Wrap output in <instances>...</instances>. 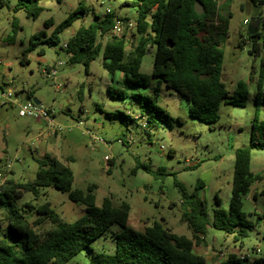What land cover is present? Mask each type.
<instances>
[{
    "label": "rangeland",
    "instance_id": "374dc122",
    "mask_svg": "<svg viewBox=\"0 0 264 264\" xmlns=\"http://www.w3.org/2000/svg\"><path fill=\"white\" fill-rule=\"evenodd\" d=\"M124 1L38 0L41 12L35 19L23 10H14L19 0H6L0 7V88L14 90L23 102L27 101V95L30 100L36 99L54 113L55 123L64 128L57 137H43L47 134L43 122L19 118L15 106L0 105V165L11 162L2 192L31 183L38 169L36 159L58 152L60 162L72 172L73 190L85 192L88 185L96 186L97 207L104 198H110L115 207L126 203L130 207L128 225L132 229L143 232L157 222L176 235L191 238L183 220L184 207L176 183L204 202L209 219L215 209L228 211L235 151L248 146L254 119L264 122V103H257L255 97L256 83L263 73L264 99L263 24L259 25L261 37L255 44L249 37V23L257 15L264 16V4L217 0L220 13L228 21L227 37L221 46V81L227 97L234 94L238 82L246 85L244 106L223 102L217 122L205 125L188 116L189 103L183 96L161 85L154 104L172 121L168 124L160 115V119L154 118L149 124L147 111L133 95L147 97L155 93L157 82L151 76L154 48L147 49L139 70L149 79L147 87L129 86L122 74L107 72L102 66V50L85 66L69 64L59 49L79 27L103 18L107 11L116 18L135 22L136 8L124 5ZM78 9L83 14L60 35L59 46L38 44L28 53V63H21L22 53L33 35L40 31L49 35L54 26ZM48 20L54 25L45 29L44 22ZM245 20L249 22L247 25H243ZM108 39L99 38L98 43L103 47ZM44 66H56L54 84L58 89L42 76ZM113 91H121L124 97H114ZM117 113L133 121L125 123L121 116H111ZM85 130L106 144L93 143L83 134ZM249 172L258 177L242 198V212L251 228L238 241L234 235L212 229L204 238L200 237L194 242V251L208 263L222 262L230 254L246 257L250 262L264 258V150H251ZM14 192L20 194L14 201L17 208L26 211L25 205L49 203L65 223H72L85 213L83 206L69 201L65 193L52 187L39 188L36 194L18 188ZM36 218L30 213L26 215L29 223ZM6 225L4 213L0 212V233ZM53 228L54 224L45 221L33 229L42 236ZM119 232L118 226H111L91 244L92 253L113 254V235ZM92 253L83 250L66 264H89Z\"/></svg>",
    "mask_w": 264,
    "mask_h": 264
},
{
    "label": "trees",
    "instance_id": "16d2710c",
    "mask_svg": "<svg viewBox=\"0 0 264 264\" xmlns=\"http://www.w3.org/2000/svg\"><path fill=\"white\" fill-rule=\"evenodd\" d=\"M249 1L264 4V0ZM195 2L203 8L201 15L193 10ZM5 4L6 0H0V7ZM37 4L38 0H19L14 10H23L35 19L41 12ZM124 5L136 8V46L126 51L122 41L109 38L102 47L98 39L111 28L114 19L111 14L105 15L87 26L79 27L67 40L66 48H59L67 56L69 64L88 66L102 50V66L107 72L123 74L129 86L147 87L149 79L139 70L147 49L154 48L151 76L157 82L155 93L147 97L133 95L139 106L147 111L149 124L153 123L154 118L160 119V115L168 124L172 121L154 104L161 85L183 96L189 103L188 116L205 125L217 122V112L223 102L244 106L246 85L238 82L234 94L227 97L221 81V46L227 37L228 21L220 13L217 0H126ZM82 14L79 9L70 13L54 26L49 35L44 31L33 35L22 53L21 63H28V53L38 44L59 46L60 35ZM255 19H259L264 26V16L257 15ZM53 25L51 20L44 22L45 29ZM249 37L255 44L261 37L259 27L256 31L250 30ZM262 86L263 73L256 83L257 103H264L261 97ZM113 93L114 97H124L121 91ZM27 98L30 100L31 97L27 95ZM111 116H121L125 123L133 121L121 113ZM251 150H264V122L258 123L257 118L251 126L248 146L236 150L234 154L229 209L213 210L211 219L204 202L195 193H188L184 186L176 183L184 207L183 220L191 232V238L176 235L157 222L146 227L143 232L132 229L128 225V204L122 203L115 207L110 198H104L101 206L97 207L94 196L96 186L88 185L85 192L73 190L71 170L51 155L45 154L36 159L38 169L31 183L9 187L0 193V212L4 213L7 221L5 231L0 233V264H66L83 250L92 253L91 244L113 225L120 229L119 233L113 235V254L92 253L89 264H264V258L250 262L234 254L228 255L221 263H208L203 256L193 251L194 244L211 229L228 236L234 235L235 241L247 236L246 230L251 228V224L242 212V198L258 180L249 172ZM47 187L65 193L69 201L83 206L84 215L72 223H65L50 208L49 203L25 205L26 211L15 206V198L20 194L15 193L14 188L36 194L39 188ZM216 204L219 205L218 200ZM29 213L37 217L32 223L26 219ZM45 221L54 224V228L41 236L33 228Z\"/></svg>",
    "mask_w": 264,
    "mask_h": 264
},
{
    "label": "built area",
    "instance_id": "2783aa9c",
    "mask_svg": "<svg viewBox=\"0 0 264 264\" xmlns=\"http://www.w3.org/2000/svg\"><path fill=\"white\" fill-rule=\"evenodd\" d=\"M110 12L107 11L106 15H109ZM249 22L245 20L243 25H247ZM116 38L123 42L126 49H131L133 46H136L138 34H137V23L122 20L114 17L113 24L111 28L106 32L103 37ZM63 48H66V43L63 44ZM70 56V55H68ZM60 66V64H59ZM41 74L46 80H50L53 82L54 88L58 89L59 87L55 85V81L57 79V68L56 66H44L41 68ZM0 105L1 106H15L17 108V115L19 118H27L32 119L38 122H43L46 126L47 134L43 137H57L64 130L62 126L55 123L54 113L50 109L44 108L40 103L38 105L34 104L31 100L20 101V99L15 94L14 90L8 89H0ZM140 117L139 119H142ZM78 126L81 127V123H78ZM142 127L146 128V124L142 123ZM85 136H89L91 141L95 144H103L106 143L98 139L96 136L92 135L89 130H85L83 132ZM119 143L123 144L122 140H118ZM107 160V157H105ZM11 171V162H7L3 166L0 165V193L2 192V188L5 185L6 181V173ZM246 257H241V259Z\"/></svg>",
    "mask_w": 264,
    "mask_h": 264
},
{
    "label": "water",
    "instance_id": "95a60500",
    "mask_svg": "<svg viewBox=\"0 0 264 264\" xmlns=\"http://www.w3.org/2000/svg\"><path fill=\"white\" fill-rule=\"evenodd\" d=\"M193 10H194V12H195L197 15H201V14L203 13V8H202V6H201L199 3H197V2L194 3ZM259 25H260V21H259V19L252 18L251 21H250V23H249V28H250V30H252V31H256V30L258 29ZM170 47L172 48L173 46L171 45ZM31 101H32L34 104H36V105L39 104V102H38L36 99H32Z\"/></svg>",
    "mask_w": 264,
    "mask_h": 264
},
{
    "label": "crops",
    "instance_id": "0c3cea01",
    "mask_svg": "<svg viewBox=\"0 0 264 264\" xmlns=\"http://www.w3.org/2000/svg\"><path fill=\"white\" fill-rule=\"evenodd\" d=\"M75 33V32H74ZM73 33V34H74ZM125 50L126 51H130L131 49H126L125 48ZM121 74V73H120ZM123 75V74H122ZM124 77V76H123ZM20 94L19 95H22V91H20L19 92ZM16 95H18L17 93H15ZM18 97V96H17ZM135 119V118H134ZM42 148H44V147H42ZM41 147H40V150L42 149ZM47 153H49V152H51L50 150H47L46 151ZM54 153V155H51L52 157H54L56 160H58L59 162H60V160H59V157H60V155L58 154V152H53ZM66 162V161H65ZM62 163V162H61ZM63 164V163H62ZM65 165V164H64ZM66 166V165H65ZM128 221H129V219H128ZM193 251H194V247H193ZM194 253H196L195 251H194ZM197 254V253H196ZM198 255H200V254H198ZM201 256V255H200ZM217 263H221V262H217Z\"/></svg>",
    "mask_w": 264,
    "mask_h": 264
}]
</instances>
